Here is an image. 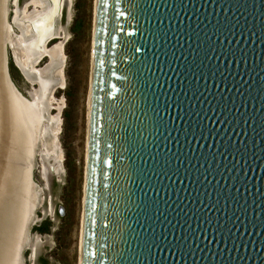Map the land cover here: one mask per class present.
<instances>
[{"label": "water", "instance_id": "water-1", "mask_svg": "<svg viewBox=\"0 0 264 264\" xmlns=\"http://www.w3.org/2000/svg\"><path fill=\"white\" fill-rule=\"evenodd\" d=\"M50 2L23 46L35 103L0 0V264H24L41 204ZM82 264H264V0H97Z\"/></svg>", "mask_w": 264, "mask_h": 264}, {"label": "rangeland", "instance_id": "rangeland-1", "mask_svg": "<svg viewBox=\"0 0 264 264\" xmlns=\"http://www.w3.org/2000/svg\"><path fill=\"white\" fill-rule=\"evenodd\" d=\"M95 2L96 0L67 2L63 6V15L58 23L63 35L48 46L52 48L56 44L63 45L61 61L64 86L54 92L56 103L49 105V116L53 121L56 120L59 134L54 133L55 125L49 130L48 126H44L46 135L41 150L43 153L37 154L36 167L33 170V181L41 204L30 227L29 247L23 252L24 264H79L80 261L90 127L88 104ZM48 60L45 59L38 67L48 64ZM9 66L17 88L23 93L30 91L33 85L21 77L11 61ZM39 86L35 85L34 91L39 92ZM58 106L61 112L57 110ZM49 134L55 138L49 137ZM48 138L50 140L47 142ZM50 142L54 145L57 155L62 156L61 159L53 156L54 152L47 151V144Z\"/></svg>", "mask_w": 264, "mask_h": 264}, {"label": "bare ground", "instance_id": "bare-ground-1", "mask_svg": "<svg viewBox=\"0 0 264 264\" xmlns=\"http://www.w3.org/2000/svg\"><path fill=\"white\" fill-rule=\"evenodd\" d=\"M11 1L12 0H9V6L7 8V11H8V15L10 14L11 16ZM71 0H62V5L65 6V4L67 2H70ZM18 2L19 0L15 3L17 9L14 11L13 15L15 16L14 17V23L16 25L19 24L16 17H19L21 14L22 15H26V19L27 18H34L36 17L37 15L43 13L45 10H47L49 7H50V4L47 0H31V2L29 4H27L23 9H22V12L18 10ZM35 8V11H33L31 13V10ZM62 11V8H61V4H60V9H59V14L61 13ZM21 13V14H19ZM57 15V16H58ZM10 16H9V20H8V30L10 29L9 27L11 26L12 30H13V25L10 21ZM56 16V17H57ZM96 16H97V0L95 2V23H94V31H93V51H92V75H91V84H90V93H89V120H90V116H91V96H92V79H93V60H94V45H95V31H96ZM60 19V18H59ZM21 25V24H20ZM19 25V26H20ZM19 28V27H18ZM30 28V27H29ZM29 28H27V32L29 31ZM12 30H10L8 33L7 36L8 37V42H9V45H11L12 47V50H14L13 48H16L14 50V56H15V61H16V64L18 65V67L22 70V72L25 74V76L27 77L28 81L30 82V77H31V72H32V69L30 68V62H29V59H28V56L26 54V52H23L21 51V49L19 47H22L21 45H24L29 39H31L30 37L26 38L27 36H25V38L23 40L20 39L21 36H16L15 35V38L13 39L14 35H13V32ZM13 35V36H12ZM63 35V31L58 27L57 31H56V34L51 37L49 40L46 41L45 43V49H44V54L34 63L33 65V70L34 72H37L35 70V65L39 64L43 58H47L49 59V64H46L40 71H42L43 69H45L46 67H48L50 64H52L54 61L56 60H63V45L62 44H59L52 48L50 47H47V44L53 40V39H57L58 37L62 36ZM33 37V36H32ZM34 38V37H33ZM32 40H36L37 39V36H35V38ZM64 38V37H63ZM15 43V44H14ZM22 43V44H21ZM31 70V71H29ZM64 77H63V71H62V79H61V83L57 86V88L52 92V94L50 95V98H49V102H48V113H47V116H46V119L43 123V126L41 128V131H40V140H41V145H40V150L38 151V153L42 152V146H43V139H44V136L46 135L45 134V129H44V126H48V130L51 128V127H54L55 125V121L52 120V118H50L49 116V112H50V106L49 105H52V104H55L56 103V98H55V95H54V92L58 89V88H62L64 86ZM32 83V82H31ZM34 84V83H32ZM33 91V90H32ZM40 92V91H39ZM39 92H31L32 94L29 95L32 97V101H35V103L38 102L39 100ZM52 103V104H51ZM57 105V104H56ZM55 107V106H54ZM56 108V107H55ZM57 110L59 112H61V108L60 106H58ZM58 123V122H57ZM57 125V127H56ZM55 127H54V133L57 134L59 131H58V124H56ZM90 126V123L88 124ZM89 130H90V127H89ZM59 134V133H58ZM49 137H54V135L52 134H49ZM50 139L48 138L47 139V142L49 141ZM52 140V139H51ZM49 146H47L49 152H54L55 154H52L53 156H57V159H61V155H57V151L54 149V145L50 142L47 144ZM56 147V146H55ZM87 147L89 149V137H88V142H87ZM45 150V151H46ZM52 150V151H51ZM43 153V152H42ZM50 154V153H49ZM42 157V156H41ZM50 158V157H49ZM53 164H54V160H52ZM60 162V161H59ZM55 165V164H54ZM87 168H88V153H87V167H86V173H85V196H86V179H87ZM84 212H85V198H84ZM81 237H80V261H79V264H82V251H83V233H84V213H83V219H82V226H81ZM29 247V245H28ZM27 247V248H28ZM26 248V249H27Z\"/></svg>", "mask_w": 264, "mask_h": 264}, {"label": "flooded vegetation", "instance_id": "flooded-vegetation-1", "mask_svg": "<svg viewBox=\"0 0 264 264\" xmlns=\"http://www.w3.org/2000/svg\"><path fill=\"white\" fill-rule=\"evenodd\" d=\"M18 0H12L11 1V22H13L12 23V25H13V35H14V37H13V39L15 38V35L16 36H21L20 37V39L21 40H23L24 38H25V36H27L26 38H28V37H30L31 39H29L28 41H32V38L34 37L35 38V36H37L36 34H35V32H34V30H33V27H32V24L31 23H28L27 21H29V20H31L30 18H27L26 19V15H22L21 13H19V14H21L19 17H16V19H17V21H18V23L19 24H17L16 23V25H15V23H14V15H13V13H14V11L17 9V5L15 4L16 2H17ZM48 2H49V4H50V7L47 9V10H45L44 12H46V11H48L49 9H51V7H52V3L50 2V0H47ZM31 2V0H19V2H18V10L19 11H21L22 12V9L27 5V4H29ZM62 0H61V8H62V11H61V13H60V15H58L57 17H55V33H54V35L56 34V31H57V29H58V23H60V21L59 20H61V18H62V15H63V5H62ZM16 5V6H15ZM30 9H32V8H30ZM33 11H35V8L34 9H32L31 10V13L33 12ZM43 12V13H44ZM43 13H41V14H43ZM41 14H39V15H37L36 17H38V16H40ZM35 18V17H34ZM60 18V19H59ZM33 19V18H32ZM21 24V25H20ZM20 25V26H19ZM19 27V28H18ZM30 27V28H29ZM27 28H29V31L27 32L26 30H27ZM12 35V36H13ZM33 36V37H32ZM33 38V39H34ZM56 40V38L55 39H53V40H51L48 44H47V47L53 42V41H55ZM27 41V42H28ZM15 44V43H14ZM22 44V43H21ZM22 47H19L20 49H21V51H23V52H25L24 51V49H23V46L24 45H21ZM14 50L16 49V48H13ZM14 50H11V52H12V54H13V56H14ZM45 59H47V58H43L42 59V61L39 63V64H37V65H35V70L37 69V67L41 64V63H43V61L45 60ZM11 62L13 63V65H14V67L16 68V70L20 73V72H22V70L18 67V65L16 64V61H15V56L11 59ZM49 64V63H48ZM46 65V64H45ZM44 65V66H45ZM43 66V67H44ZM43 67H38V69L36 70L37 72H40V70L43 68ZM31 68V67H30ZM29 71H31V70H29ZM20 75H21V77H23V79H24V76H25V74H24V76L20 73ZM26 77V76H25ZM27 78V77H26ZM25 80V79H24ZM26 81V80H25ZM27 82H29V81H27ZM29 84V83H28ZM39 84V83H38ZM40 90V89H39ZM31 92H34V90L32 91V89L30 90V95L32 94ZM55 95V94H54Z\"/></svg>", "mask_w": 264, "mask_h": 264}]
</instances>
